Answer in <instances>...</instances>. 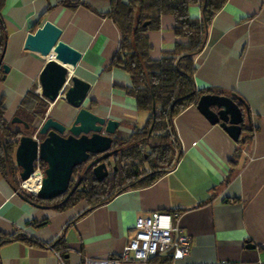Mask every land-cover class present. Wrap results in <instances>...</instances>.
<instances>
[{
  "label": "crops",
  "instance_id": "obj_1",
  "mask_svg": "<svg viewBox=\"0 0 264 264\" xmlns=\"http://www.w3.org/2000/svg\"><path fill=\"white\" fill-rule=\"evenodd\" d=\"M111 5L112 0H4L2 63L9 71L0 76V99L7 125L28 93L41 97L38 78L48 58L24 50V43L48 21L61 30V41L81 53L72 75L89 83L83 107L118 122L114 139H127L144 126L147 113L125 91L129 75L111 67L121 42L108 17ZM188 12L200 17L196 4ZM173 26L174 18L164 15L159 29L147 32L151 60L173 50ZM193 66L197 91L242 102L238 141L190 104L172 121L180 154L171 169L151 185L124 190L92 209L86 201L64 210L34 206L0 170V235L28 239L1 245L0 264H60L53 253L59 239L64 264L114 257L132 236L135 220L154 213L176 215L191 238L189 254L176 264H264V0H226ZM63 92L54 102L41 97L48 104L44 118L70 124L77 110ZM16 180L21 182L18 173ZM171 262L170 254L149 260Z\"/></svg>",
  "mask_w": 264,
  "mask_h": 264
},
{
  "label": "trees",
  "instance_id": "obj_2",
  "mask_svg": "<svg viewBox=\"0 0 264 264\" xmlns=\"http://www.w3.org/2000/svg\"><path fill=\"white\" fill-rule=\"evenodd\" d=\"M225 2L226 0H112L108 17L119 29L121 42L111 67H119L129 75L131 84L125 91L135 99L137 110L147 113V120L142 128L127 139H114L113 148L116 152L112 158L115 160V169L112 168V173L101 182L83 164L75 167L73 174L77 175L80 183L68 200L52 206L54 209L64 210L80 201H86L90 209L95 208L124 190L151 185L171 169L180 154L172 121L187 106L197 104L199 97L203 95L202 91L195 88L193 62L204 45L207 27ZM191 4L199 6L200 17L192 18L189 15L188 8ZM3 6L4 0H0V12ZM164 15L174 18L172 31L177 41L173 50L163 53L160 60H151L147 32L159 29ZM6 38L7 31L0 15V56L4 52ZM1 74L0 70V76ZM232 100L243 112L242 102L236 98ZM47 108V102L31 92L23 98L18 112L30 118L28 125L36 123L32 127L35 132ZM4 111L3 101L0 99V170L26 199L49 206L55 199L42 201L19 187L20 182L16 180L18 168L14 163L13 153L23 134L7 125L3 118ZM40 163L44 170L45 164ZM16 239L28 240L19 235H0V246ZM53 248H65L62 239L53 243Z\"/></svg>",
  "mask_w": 264,
  "mask_h": 264
},
{
  "label": "water",
  "instance_id": "obj_3",
  "mask_svg": "<svg viewBox=\"0 0 264 264\" xmlns=\"http://www.w3.org/2000/svg\"><path fill=\"white\" fill-rule=\"evenodd\" d=\"M60 34L61 30L47 21L33 33H29L24 43V50L48 58L38 78L41 97L54 102L64 91V101L77 110L70 124L51 117L44 118L36 131L39 141L30 135H21L18 139L14 162L20 181L24 182L33 176L37 158L45 164L40 188L34 194L42 201L53 200L65 194L73 169L87 162L90 155L99 156L89 161L86 170L91 169L94 178L101 182L108 176L105 160L116 152L112 148L118 122L100 117L83 107L89 83L72 75L81 53L61 41ZM2 58L3 54L0 56V70L4 78L9 67L2 63ZM68 81L70 85L67 86ZM196 107L211 124H219L234 141H238L244 117L232 98L203 94ZM246 117L248 118V114ZM13 124H21L29 129L28 123L18 116L11 119L10 125ZM79 183L77 181L62 202L68 200ZM20 196L34 206L48 208L47 205L31 202L22 194Z\"/></svg>",
  "mask_w": 264,
  "mask_h": 264
},
{
  "label": "built area",
  "instance_id": "obj_4",
  "mask_svg": "<svg viewBox=\"0 0 264 264\" xmlns=\"http://www.w3.org/2000/svg\"><path fill=\"white\" fill-rule=\"evenodd\" d=\"M34 139L39 141L35 136ZM40 162L38 158L34 162L33 173V176L39 177V183L43 177ZM19 187L32 195L36 193L27 189L22 181ZM133 230L132 236L117 256L84 257L82 264H149L152 257L164 254H170V264H176L189 254L191 238L177 222L176 215L154 213L151 217H138ZM53 253L59 263L64 264L62 251L53 249Z\"/></svg>",
  "mask_w": 264,
  "mask_h": 264
},
{
  "label": "rangeland",
  "instance_id": "obj_5",
  "mask_svg": "<svg viewBox=\"0 0 264 264\" xmlns=\"http://www.w3.org/2000/svg\"><path fill=\"white\" fill-rule=\"evenodd\" d=\"M16 116L23 118L24 121L27 122V123L30 122V118H29L28 116H26V115L24 116L22 112H17V115H16ZM35 124H36V123L34 122L32 125H29L30 128H29L28 130L25 129L24 127H22V125H17V128H15V130H19V131H21L23 135H30V136H32V137L35 136V137L37 138V136H36V131H37V130H36L35 132L32 131V127H34ZM9 126H10V125H9ZM41 138H43V137H41ZM113 147H114V146H113ZM108 163H109V174H110V173H112V167H113V166L115 167V165H114L115 160L111 157V158L108 160ZM83 166H84V164H83ZM120 166H121V165H120ZM77 179H78L77 175L72 174V176H71V180H70V187H69V189H71V188L73 187V185L77 182ZM59 200H60V199H55V200H53V201L49 204V206H55V205H57V204L60 202Z\"/></svg>",
  "mask_w": 264,
  "mask_h": 264
},
{
  "label": "bare ground",
  "instance_id": "obj_6",
  "mask_svg": "<svg viewBox=\"0 0 264 264\" xmlns=\"http://www.w3.org/2000/svg\"><path fill=\"white\" fill-rule=\"evenodd\" d=\"M24 186L33 192H37L40 188L39 177L37 175L31 176L29 179L24 181Z\"/></svg>",
  "mask_w": 264,
  "mask_h": 264
},
{
  "label": "flooded vegetation",
  "instance_id": "obj_7",
  "mask_svg": "<svg viewBox=\"0 0 264 264\" xmlns=\"http://www.w3.org/2000/svg\"><path fill=\"white\" fill-rule=\"evenodd\" d=\"M112 149H115V148H112ZM98 156H99V155H90L88 161L84 163V167L86 168V165L89 163V161H91V160L97 158ZM110 158H111V157H110ZM110 158H108V159L105 160V164H106V168H107V171H108V175H109V163H108V160H109ZM112 168H114V166H113ZM69 187H70V184H69ZM69 187H68V190H67V192H66L65 194H63L62 196H60V197H58V198H55V199H60L59 201H62V200L65 198V196L67 195V193H68L72 188H74V187H72L71 189H69Z\"/></svg>",
  "mask_w": 264,
  "mask_h": 264
}]
</instances>
